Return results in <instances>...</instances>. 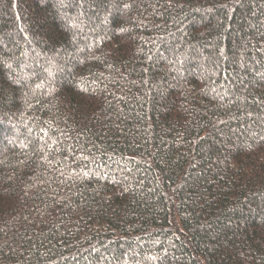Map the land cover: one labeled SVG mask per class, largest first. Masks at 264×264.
<instances>
[{
    "label": "trees",
    "instance_id": "trees-1",
    "mask_svg": "<svg viewBox=\"0 0 264 264\" xmlns=\"http://www.w3.org/2000/svg\"><path fill=\"white\" fill-rule=\"evenodd\" d=\"M0 264H264V0H0Z\"/></svg>",
    "mask_w": 264,
    "mask_h": 264
}]
</instances>
